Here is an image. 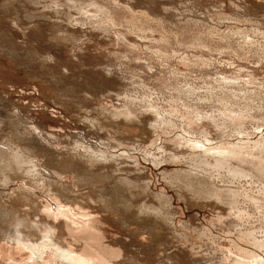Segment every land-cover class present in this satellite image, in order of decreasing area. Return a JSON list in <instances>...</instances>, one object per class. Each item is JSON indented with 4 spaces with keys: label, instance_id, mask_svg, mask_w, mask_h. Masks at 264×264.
Instances as JSON below:
<instances>
[{
    "label": "rangeland",
    "instance_id": "1",
    "mask_svg": "<svg viewBox=\"0 0 264 264\" xmlns=\"http://www.w3.org/2000/svg\"><path fill=\"white\" fill-rule=\"evenodd\" d=\"M249 2L264 5L0 0V157L19 165L0 177V264H62L2 240L17 215L54 223L87 264H263L264 14ZM206 126L237 150L191 148L183 129ZM113 192L137 212L126 225L90 202Z\"/></svg>",
    "mask_w": 264,
    "mask_h": 264
},
{
    "label": "bare ground",
    "instance_id": "2",
    "mask_svg": "<svg viewBox=\"0 0 264 264\" xmlns=\"http://www.w3.org/2000/svg\"><path fill=\"white\" fill-rule=\"evenodd\" d=\"M115 1H119V0H115ZM220 1V0H219ZM224 0H221V2H223ZM125 4V3H124ZM224 4V3H223ZM226 4V3H225ZM130 5V4H129ZM127 4V7L129 6ZM126 6V4H125ZM251 8H250V7ZM126 7V8H127ZM248 7L250 8V10L252 11V13L250 12V16L253 17V19H257L264 14V5H257L255 3L249 2ZM132 9V8H131ZM102 10V9H101ZM102 11H105V9H103ZM131 11V10H130ZM103 13V12H102ZM105 13V12H104ZM108 19V25H110L112 28H114L115 30L116 28V23L115 20L113 18V16L111 14H109L108 12L105 13ZM147 14V13H146ZM238 14V13H237ZM247 14H243L245 17H247ZM105 17V16H104ZM262 18V17H261ZM141 20V19H140ZM261 20V19H260ZM213 22V21H212ZM104 24V23H103ZM104 27V26H103ZM101 28V27H100ZM142 28V27H141ZM144 30V29H143ZM146 30V28H145ZM109 31V30H108ZM147 31V30H146ZM148 32V31H147ZM146 32V33H147ZM240 38V37H239ZM139 39V38H138ZM142 39V38H141ZM143 40V39H142ZM204 46V45H203ZM192 47V46H191ZM209 48V47H208ZM206 49V48H205ZM193 50V49H192ZM183 55V54H182ZM184 57V56H183ZM182 57V58H183ZM238 62V61H236ZM235 62V63H236ZM230 64V63H229ZM239 64V62H238ZM226 66V65H225ZM247 66V65H246ZM234 68V67H233ZM225 74V73H224ZM228 76V74H226ZM252 77V76H251ZM225 80V79H224ZM223 81V80H222ZM244 82V81H243ZM240 83V82H239ZM238 83V84H239ZM247 85V84H246ZM244 87V86H242ZM226 88V87H225ZM211 89V88H210ZM210 91V90H209ZM211 92V91H210ZM251 92V90H250ZM225 93V92H224ZM256 93V92H255ZM249 94V93H248ZM261 94V93H260ZM209 95V94H208ZM247 95V94H246ZM249 96V95H248ZM256 96V95H255ZM247 97V96H245ZM262 97V96H261ZM220 100V99H219ZM239 100V99H238ZM218 101V100H217ZM220 103H223L222 101H219ZM225 103V102H224ZM219 104V103H218ZM246 104V103H245ZM223 106V104L221 105ZM228 106V104H227ZM226 106V107H227ZM229 108V107H228ZM141 110V109H140ZM244 112V111H243ZM249 112V111H248ZM253 112V111H252ZM142 114V113H141ZM148 115V114H147ZM127 116V115H126ZM155 116V115H154ZM158 117V116H157ZM130 118V117H129ZM133 119V118H132ZM159 120V119H158ZM157 120V121H158ZM152 121V120H150ZM149 121V122H150ZM156 121V122H157ZM162 122V121H160ZM200 122V121H199ZM158 123V122H157ZM164 125V124H163ZM169 126V124H168ZM242 126V125H241ZM191 127V126H190ZM259 127V126H258ZM258 131V128H256ZM193 130V129H192ZM198 130H201L198 129ZM191 131V130H190ZM202 133L204 135L205 138H203L201 135V138L199 137H194L191 136L189 132H187L185 129H183V133L187 136L190 137V142H192V146L191 148L193 149H199L201 152H205V154H207V152H211L212 150H210V148H216V150H218L217 153L222 154V153H226L225 155H231L233 154V150L234 148H236L238 146V144L235 145H230L229 147H224L225 143H214V141H212L211 138H209V129L208 126L204 127L202 130ZM245 131V130H244ZM255 131V133H256ZM192 133V132H191ZM247 133V132H246ZM263 133V132H262ZM264 134V133H263ZM244 135L243 131H238L237 132V136L242 137ZM246 135V134H245ZM252 135V134H251ZM255 135V134H254ZM257 135V134H256ZM261 135V134H260ZM212 136V134H211ZM249 136V135H248ZM223 137V136H222ZM258 137V136H257ZM213 138V136H212ZM216 139V138H215ZM258 139V138H257ZM219 140V139H218ZM246 140V139H245ZM220 141V140H219ZM239 141V140H238ZM242 141V140H241ZM230 143V141H229ZM240 144V143H239ZM258 144V143H257ZM259 145V144H258ZM216 146V147H215ZM259 148V147H258ZM260 149H262V147H260ZM237 150V148H236ZM235 151V150H234ZM215 153L216 152H212ZM260 153V152H258ZM210 154V153H209ZM235 154V153H234ZM201 156V154H200ZM205 157V156H204ZM23 158V157H21ZM263 158V157H262ZM5 161L8 164V161L6 160V158L4 157H0V170L3 171V174L0 176L2 177V181L5 180H12L15 175V168L16 166H19L16 162H14L11 158H8V160L11 163V168H5L7 164L2 165V162ZM25 162V159H23ZM205 161V160H204ZM264 161V160H263ZM259 167V166H258ZM257 170V169H256ZM262 170V169H261ZM7 171L5 174L4 172ZM260 171V169H259ZM4 182V181H3ZM7 182V181H5ZM58 194L62 195V197L66 200L67 199V190L63 187L61 189H56L55 190ZM67 201H75L74 199H70ZM90 202H95L99 205V207L101 208L102 211L105 212H115V211H119L121 212V214L123 215L124 219V223L125 225L127 224V221L130 222L132 219L131 217L134 216V214H137V212L134 209V206H132V204L128 201H126L124 198H122L120 195H118L116 192H113L109 197L106 195L103 196H95L94 199H90ZM1 213V212H0ZM11 216V215H10ZM39 218V216H36V220H28L26 218H21L19 215L15 216V218H13V221L11 223H9L8 229L6 231H2V240L5 239L6 241H9L11 243H15L17 245H23L26 249L30 250L32 252V254H34L37 258H42L44 256V254L47 253V251L49 250L52 254V256L57 259L59 262H61L62 264H87L85 261L79 259V258H75L73 257V253L74 251L70 248L69 244H64L63 242H61L60 240L57 239L56 236V228L53 227L54 223H47L48 221H46V225L44 227V230L42 229V226L40 227L38 225L37 219ZM3 219V218H2ZM105 217H103L102 219V223H104L105 221ZM122 223V222H121ZM41 225V224H40ZM36 229H40V233L42 234L41 239H36V237H34V232ZM60 241V242H59ZM258 242V241H256ZM259 247V246H258ZM257 247V248H258ZM33 256V255H32ZM76 256V255H75ZM34 258V257H32ZM35 259V258H34ZM36 260V259H35ZM40 261V260H39ZM238 260H236L237 262ZM239 262V261H238ZM242 263V262H240ZM260 263V261H259ZM33 264V263H32ZM238 264V263H236ZM245 264V263H243ZM264 264V262H263Z\"/></svg>",
    "mask_w": 264,
    "mask_h": 264
}]
</instances>
